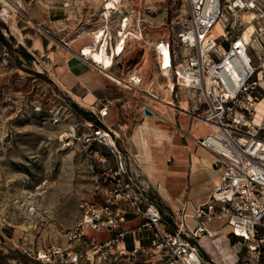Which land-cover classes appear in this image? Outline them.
Segmentation results:
<instances>
[{
    "label": "rangeland",
    "instance_id": "374dc122",
    "mask_svg": "<svg viewBox=\"0 0 264 264\" xmlns=\"http://www.w3.org/2000/svg\"><path fill=\"white\" fill-rule=\"evenodd\" d=\"M233 1L223 0L226 17L221 24L233 26V38L247 32L248 53L261 75L264 0H244L254 8L241 10L236 23L230 9ZM102 3L104 0H0V264H67V234L81 219L80 204L94 199L97 181L116 166L112 149L94 136L95 130L111 126L115 118L98 119L100 124L87 122L71 103L72 94L80 95L84 89L78 85L68 93L58 73L66 62V42L78 38L74 50L91 42L93 31L102 22ZM121 4L140 10L151 40L161 35L175 37L189 17L186 0H122ZM248 12L256 16L251 23L245 17ZM251 25L260 40L255 32L249 33ZM21 45L30 56L18 51ZM141 45H134L140 55L144 52ZM229 45L224 43L225 48ZM144 59L143 80L137 90L118 86L103 75H90L96 87L93 94L127 102L130 111L125 115L124 134L117 136L107 129L126 159L133 158L134 143L157 142V132L188 119L191 124L199 121L192 116L198 99L186 89L175 88L169 95L176 110L149 96H168L169 78L164 69L170 71L172 82L174 78L172 68L162 64L149 45ZM185 101L186 111L180 108ZM97 103L102 104L95 102L94 106ZM144 104L157 114L147 115ZM259 107L264 110V104ZM138 131L140 135H136ZM142 168L143 179L148 171L157 172L151 162H144ZM167 200L176 209L174 200L165 198L164 202ZM165 209L167 213L169 209ZM226 232L211 238L212 242L203 240L209 254L231 250ZM232 255H226L225 262L231 264Z\"/></svg>",
    "mask_w": 264,
    "mask_h": 264
},
{
    "label": "built area",
    "instance_id": "2783aa9c",
    "mask_svg": "<svg viewBox=\"0 0 264 264\" xmlns=\"http://www.w3.org/2000/svg\"><path fill=\"white\" fill-rule=\"evenodd\" d=\"M121 1L107 9L104 0L99 10L102 22L91 42L79 53L66 42L67 49L118 86L137 90L146 47H152L160 62L172 68L173 91L183 88L197 97L192 116L214 127L196 144L215 154L214 165L221 174L204 202L189 211L184 205L166 213L150 176L141 179L144 170L137 155L126 159L110 131L95 130V139L109 145L117 163L97 181L94 199L80 204L81 219L67 234V264H230L218 262L203 246L204 239L212 242L223 230L232 247L231 264H264V115L256 121L264 73H257L252 59L246 58L249 43L243 36L233 38V26L227 24L216 36V24L224 16L223 0H186L189 17L180 32L153 40L140 10ZM252 8L254 4L234 0L233 22L241 10ZM97 31L109 43L112 56V46L117 49L118 40L121 44L109 69L120 81L112 80L101 63L84 54ZM137 42L144 50L141 55L134 46ZM109 105L106 101L98 106L99 120L108 115ZM145 109L153 112L148 104ZM212 224L218 226L211 229ZM100 234L108 237L101 240Z\"/></svg>",
    "mask_w": 264,
    "mask_h": 264
},
{
    "label": "crops",
    "instance_id": "0c3cea01",
    "mask_svg": "<svg viewBox=\"0 0 264 264\" xmlns=\"http://www.w3.org/2000/svg\"><path fill=\"white\" fill-rule=\"evenodd\" d=\"M67 43L73 52L79 53L80 48L73 49L74 44L77 43L76 39ZM66 51L68 52V54L66 53V62L61 66L63 72H58L60 73L59 82L64 89L66 88L68 93L78 85L84 89L80 95L79 93L78 95L72 94L74 97L73 101H71L72 105H74L76 110L79 109L81 113L83 112L84 115L92 118L91 120L81 114L80 116L87 122L100 124L97 116H95L99 105L97 103L94 106V103L102 102L104 104L106 101H109V113L106 117L113 116L116 122H112L111 126L105 124L108 125L107 128L106 126L101 127L105 130L109 129L117 136L124 134L123 131L127 126L125 115H128L130 111L127 102H124L120 97L110 100L108 97H98L97 94H93L92 89L96 87L90 75L96 73L101 76V74L90 65L84 63L77 55L69 51L67 47ZM69 54L71 55L70 57L68 56ZM75 95L77 97L80 96L79 98L82 102H79L75 98ZM191 121V119H188V122L183 124L179 120L180 123L176 124L172 129L164 130L165 132H157V142L152 141V143L150 139H147L146 142L141 141L133 145L135 146L134 155H137V161L140 165H143L144 162H151L157 167V170H153L157 172H147L150 176L148 181L156 189L163 211L166 210L165 207L169 210L175 209L169 204L168 200L164 202L165 198L173 199V205L176 209L186 205L189 211L195 204L204 202L219 181L221 171L214 165L215 154L196 144L197 139H201L212 132L214 127L200 120H194L192 124ZM131 134V138L134 141L133 136L135 133L132 132ZM140 134V131L136 133V135ZM136 146H140L141 148H137ZM168 158H170L169 161ZM141 179H143V174ZM144 180L147 179L145 178ZM217 226V224H212L210 228L214 229ZM100 236L102 237L100 238ZM98 237L104 240L108 236L107 234H100Z\"/></svg>",
    "mask_w": 264,
    "mask_h": 264
},
{
    "label": "bare ground",
    "instance_id": "6f19581e",
    "mask_svg": "<svg viewBox=\"0 0 264 264\" xmlns=\"http://www.w3.org/2000/svg\"><path fill=\"white\" fill-rule=\"evenodd\" d=\"M119 2V0H106V2L104 3V5L106 6L107 9H111V8H116L117 3ZM247 15L245 16L248 20L249 23L252 22V20H254L256 18L255 13H246ZM225 16V15H224ZM223 16V17H224ZM226 17V16H225ZM224 23V22H223ZM249 33H253L255 32V36L258 38V40H260V36L257 33L256 28L254 27V25H251L249 27ZM224 33L223 30V26L221 24V22L219 21L216 24L215 27V34L216 36L221 35ZM247 32L245 31L243 34V40L248 42V36L246 34ZM103 42V45H101V43ZM109 43L107 42L106 39H103V34L101 33V31H97L95 33L93 42L89 45L84 46L83 50H84V54H87L90 56V58H92L94 61L93 62H99L101 63V68L103 69V72L109 76L110 78H112V80H119L116 76H114L112 73L109 72V69L112 67L113 63H114V57L116 56V50H120L121 44L119 42V40L117 41L116 45H117V49L112 46L114 55L112 56L110 54L109 50ZM79 58V57H78ZM246 58L249 60L251 59L250 55L247 54ZM38 67V66H37ZM164 75L167 76L169 78V84H168V96H166V98L164 99H160L158 96L156 95H151L149 94V96H151L152 98H155L157 101V103H160L163 106H169L173 109H175V105L173 103V100L169 97L170 94H172L171 92H173L174 89V82L171 81L170 77H171V73L168 69H164ZM120 81V80H119ZM148 92V91H147ZM75 97L80 100L79 97H77L75 95ZM185 101V103H183V105L181 104V110H185L188 107V102ZM264 104V96L260 99V101L257 102V110L260 109L259 105H263ZM152 108V107H151ZM188 110V109H187ZM152 113L153 114H157L156 109L152 108ZM264 114V110L261 109L259 111H257V119L256 121L259 122V120L262 118ZM160 115V114H159ZM161 117H163L164 119H166L167 117H164V115H161ZM224 235V234H223ZM232 253V247L231 250L229 252L226 253H218L217 255H212L213 257H215L218 262H225V256ZM211 255V254H210Z\"/></svg>",
    "mask_w": 264,
    "mask_h": 264
},
{
    "label": "trees",
    "instance_id": "16d2710c",
    "mask_svg": "<svg viewBox=\"0 0 264 264\" xmlns=\"http://www.w3.org/2000/svg\"><path fill=\"white\" fill-rule=\"evenodd\" d=\"M18 51H19L21 54L25 55V56H30V54L26 51V49H25L22 45L19 47V50H18ZM76 111L79 112L80 114L84 115L83 112L81 113V110L77 109ZM84 117L89 118V119L92 120V118L89 117V116H87V115H84Z\"/></svg>",
    "mask_w": 264,
    "mask_h": 264
},
{
    "label": "water",
    "instance_id": "95a60500",
    "mask_svg": "<svg viewBox=\"0 0 264 264\" xmlns=\"http://www.w3.org/2000/svg\"><path fill=\"white\" fill-rule=\"evenodd\" d=\"M145 113H146L147 115H149V116H152V115H153L152 112H150L148 109H145Z\"/></svg>",
    "mask_w": 264,
    "mask_h": 264
}]
</instances>
